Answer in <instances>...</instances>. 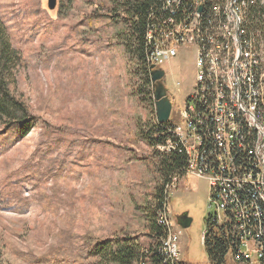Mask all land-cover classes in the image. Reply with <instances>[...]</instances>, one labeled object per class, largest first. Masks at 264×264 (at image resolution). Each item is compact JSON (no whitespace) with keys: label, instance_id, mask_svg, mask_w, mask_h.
<instances>
[{"label":"rangeland","instance_id":"374dc122","mask_svg":"<svg viewBox=\"0 0 264 264\" xmlns=\"http://www.w3.org/2000/svg\"><path fill=\"white\" fill-rule=\"evenodd\" d=\"M122 3L56 0L50 10L47 0H0L8 87L37 120L5 149L9 132L0 126V264H89V237H134L138 251L156 245L163 178L151 146L154 84ZM256 3L264 13V0ZM194 60L186 47L161 67L175 124L194 86ZM193 178L171 190L165 217L179 231L181 264H210L209 189L205 179L190 188ZM183 214L185 229L176 224ZM225 264L240 263L227 256Z\"/></svg>","mask_w":264,"mask_h":264},{"label":"built area","instance_id":"2783aa9c","mask_svg":"<svg viewBox=\"0 0 264 264\" xmlns=\"http://www.w3.org/2000/svg\"><path fill=\"white\" fill-rule=\"evenodd\" d=\"M161 1L167 14L146 29L150 69L186 47L195 55L182 121L169 119L168 139L156 147L170 153L189 146L188 166L167 186L169 195L186 177H194L190 188L205 179L213 228L229 242L226 257L264 264V13L253 16L256 0ZM164 213L165 206L163 227ZM165 230L159 244L165 264H181L179 231Z\"/></svg>","mask_w":264,"mask_h":264},{"label":"trees","instance_id":"16d2710c","mask_svg":"<svg viewBox=\"0 0 264 264\" xmlns=\"http://www.w3.org/2000/svg\"><path fill=\"white\" fill-rule=\"evenodd\" d=\"M118 2L119 0H114ZM122 7L125 10V17L131 27L133 34L137 35V53L139 59L142 60L144 66H147L146 74L151 81V65L148 62L150 54V45L147 43V26L151 25L157 17L167 14L165 4L161 0H122ZM261 8V9H260ZM262 7L254 6L252 12L254 17H259V11ZM112 10H114L112 8ZM153 12L151 14L150 12ZM125 52L131 54L129 45L126 44ZM12 59V52L9 50L0 28V126L9 135L5 137L3 143L4 149L12 146L15 143L14 139L25 137L37 124L36 118L29 112L26 104L18 97H16L9 89L6 80L10 62ZM147 79V82H149ZM167 124H159L155 122L153 129L154 137H151V146L155 148L153 154L157 159L158 171L163 178L162 187L159 189V211L164 209L167 204L169 196L168 185L171 180L177 176L183 177L188 166V158L183 146L174 148L170 153L157 151L158 145H163L168 139ZM170 140L174 142V138L169 136ZM3 149H0V153ZM166 209V208H165ZM165 214V213H164ZM158 223L153 221V229L156 232V245L153 248L138 251L133 243H129L127 238H106L96 239L89 237L86 247V259L89 264H102L103 261L108 260V264H131L132 262L141 260L144 264H165V258L160 249V240L165 236V225L162 226L161 218L158 216ZM206 231L203 237V246L210 264H225V257L227 255L228 241L219 236L218 231L213 228L211 217L205 222ZM137 236V235H134ZM159 240V241H158ZM45 264V262H44Z\"/></svg>","mask_w":264,"mask_h":264},{"label":"water","instance_id":"95a60500","mask_svg":"<svg viewBox=\"0 0 264 264\" xmlns=\"http://www.w3.org/2000/svg\"><path fill=\"white\" fill-rule=\"evenodd\" d=\"M56 7V0H47V8L54 10ZM165 72L162 69H155L151 72V81L154 84L153 98L155 102L156 120L159 124L168 122L172 110L170 98L167 95V90L163 85V78ZM191 219L187 214H183L176 218V224L185 229L189 227Z\"/></svg>","mask_w":264,"mask_h":264},{"label":"bare ground","instance_id":"6f19581e","mask_svg":"<svg viewBox=\"0 0 264 264\" xmlns=\"http://www.w3.org/2000/svg\"><path fill=\"white\" fill-rule=\"evenodd\" d=\"M148 62L151 65V56H150V54L148 56ZM183 147H184V150H185L186 154H189V146H183ZM165 216L166 215L164 214V225H165V227L168 228V233L169 234H173V232L171 231V226L169 225V223L167 221V218ZM161 223H162V218H161ZM160 249H161V252L163 253V257L165 258L164 248L160 247Z\"/></svg>","mask_w":264,"mask_h":264},{"label":"crops","instance_id":"0c3cea01","mask_svg":"<svg viewBox=\"0 0 264 264\" xmlns=\"http://www.w3.org/2000/svg\"><path fill=\"white\" fill-rule=\"evenodd\" d=\"M172 227V229H174V226H171ZM175 231V230H174Z\"/></svg>","mask_w":264,"mask_h":264}]
</instances>
